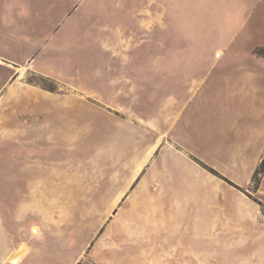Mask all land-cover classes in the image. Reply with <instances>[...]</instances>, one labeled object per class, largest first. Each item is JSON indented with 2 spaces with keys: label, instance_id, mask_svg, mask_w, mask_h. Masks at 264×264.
<instances>
[{
  "label": "rangeland",
  "instance_id": "374dc122",
  "mask_svg": "<svg viewBox=\"0 0 264 264\" xmlns=\"http://www.w3.org/2000/svg\"><path fill=\"white\" fill-rule=\"evenodd\" d=\"M190 2L179 28L172 0H84L66 19L72 0H0L15 263L264 264V68L221 63L244 36L200 33L258 4Z\"/></svg>",
  "mask_w": 264,
  "mask_h": 264
},
{
  "label": "crops",
  "instance_id": "0c3cea01",
  "mask_svg": "<svg viewBox=\"0 0 264 264\" xmlns=\"http://www.w3.org/2000/svg\"><path fill=\"white\" fill-rule=\"evenodd\" d=\"M84 0H72V5L71 6H66V9L64 13L62 14V19H66L68 16H70V12L75 10L78 4H81ZM173 1V8H172V18L175 21V24H183L184 26L186 25V22L180 21L182 17L184 18H190V0H172ZM254 2L259 8L257 11L258 12H251L246 9H244L241 12V15H238L235 17V25L236 26H231L234 24V22L231 20V22H226L225 24L219 20V23H216L215 25H209L208 23L204 24V30L201 31L200 33H205L209 35H219V36H230V35H235V36H244L242 39V42H229L225 43L220 47V50L222 51H235V56L232 58H225L221 61L227 62L230 59H234L233 61L237 64V66H242L246 67L248 70V66H260L264 68V57H257L253 54V50L257 47H264V44H257L253 42L252 36L256 34H260L264 32V0H254ZM249 1L244 2V6L249 5ZM39 9V7H38ZM206 10V9H205ZM187 13V15H186ZM7 17L5 16L4 12L0 18ZM241 17L243 19H241ZM183 18V19H184ZM208 17L206 16L205 19ZM188 23V22H187ZM200 22H198L199 24ZM224 24V25H223ZM228 24V25H227ZM231 24V25H229ZM23 30L24 29H30L32 28V25L30 23H24L22 25ZM180 28V27H179ZM186 29L185 27H183ZM3 29V28H2ZM24 32H29V30H24ZM186 33H195V31L191 32L186 30ZM251 36V37H250ZM238 39V38H237ZM223 53H219V56H222ZM251 76L256 75L255 72L253 71H247ZM263 72V71H258V73ZM257 73V74H258ZM242 140H246V138H243ZM263 227V226H262ZM260 235L264 238V228L260 229L259 231ZM6 238L0 237V264H18L14 262L15 259V253L14 251L7 252L4 250L3 243H8V240H5ZM263 243V245H262ZM261 243L260 247V258L264 259V241Z\"/></svg>",
  "mask_w": 264,
  "mask_h": 264
},
{
  "label": "bare ground",
  "instance_id": "6f19581e",
  "mask_svg": "<svg viewBox=\"0 0 264 264\" xmlns=\"http://www.w3.org/2000/svg\"><path fill=\"white\" fill-rule=\"evenodd\" d=\"M39 232H40L39 227H34V228H33V233H34V234H39Z\"/></svg>",
  "mask_w": 264,
  "mask_h": 264
},
{
  "label": "trees",
  "instance_id": "16d2710c",
  "mask_svg": "<svg viewBox=\"0 0 264 264\" xmlns=\"http://www.w3.org/2000/svg\"><path fill=\"white\" fill-rule=\"evenodd\" d=\"M262 172H264V162H263L262 167L257 171V174L262 173Z\"/></svg>",
  "mask_w": 264,
  "mask_h": 264
}]
</instances>
